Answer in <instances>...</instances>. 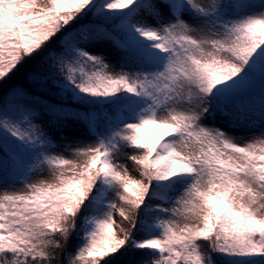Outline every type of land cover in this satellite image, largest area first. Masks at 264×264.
I'll list each match as a JSON object with an SVG mask.
<instances>
[{"label":"snow or ice","instance_id":"obj_1","mask_svg":"<svg viewBox=\"0 0 264 264\" xmlns=\"http://www.w3.org/2000/svg\"><path fill=\"white\" fill-rule=\"evenodd\" d=\"M42 51L0 105V264H264V0H0V86Z\"/></svg>","mask_w":264,"mask_h":264},{"label":"trees","instance_id":"obj_2","mask_svg":"<svg viewBox=\"0 0 264 264\" xmlns=\"http://www.w3.org/2000/svg\"><path fill=\"white\" fill-rule=\"evenodd\" d=\"M53 44H48L45 51L52 48ZM44 52L42 51L39 55H36L32 60L27 61L24 65L19 67V70L11 75L10 79L7 80V83H4L0 86V104L4 103V95L9 91V89L13 86H20L26 89L29 93H36V88L31 84V82L27 79L28 73L37 68L41 58L43 57ZM44 98V97H42ZM217 257L214 256V259Z\"/></svg>","mask_w":264,"mask_h":264},{"label":"rangeland","instance_id":"obj_3","mask_svg":"<svg viewBox=\"0 0 264 264\" xmlns=\"http://www.w3.org/2000/svg\"><path fill=\"white\" fill-rule=\"evenodd\" d=\"M109 62L110 63H114L115 61L111 58V57H109ZM43 99V98H42ZM0 105H2V104H0ZM48 119H50V117H48L47 115H44V120H43V124H44V127H45V129L47 130V120ZM65 134L66 135H69L70 137H72L73 138V140H77V139H79V140H83V141H85V143H88V144H91V143H94V141L93 140H91V139H87L83 134H81L78 130H76V129H70V130H66V132H65ZM58 143H59V141H57ZM128 168H129V170L130 171H132V169H133V165L131 164V162H128ZM132 174L133 175H136V173L133 171L132 172ZM119 216L117 215V220H118V222H119Z\"/></svg>","mask_w":264,"mask_h":264}]
</instances>
